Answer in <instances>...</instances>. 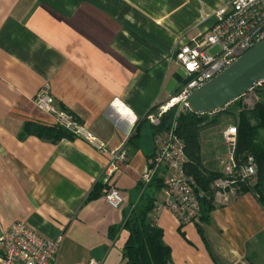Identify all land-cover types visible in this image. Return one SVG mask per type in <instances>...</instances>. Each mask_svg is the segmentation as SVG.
Masks as SVG:
<instances>
[{"label":"crops","instance_id":"crops-1","mask_svg":"<svg viewBox=\"0 0 264 264\" xmlns=\"http://www.w3.org/2000/svg\"><path fill=\"white\" fill-rule=\"evenodd\" d=\"M228 3L0 0V231L21 221L45 238L62 235L54 264H121L128 235L121 225L139 200L154 150L146 114L176 95L182 79L170 55L209 30L214 11ZM44 84L56 107L106 149L125 150L108 178L123 200L119 207L102 193L107 151L81 137L51 140L33 132L55 125L33 102ZM218 123L200 129V158L204 169L221 172L222 131L232 121ZM210 190L211 210L200 224L179 223L166 208L156 212L168 263L264 264V207L256 194L213 184ZM156 199L157 205L162 189ZM113 227L120 229L112 234Z\"/></svg>","mask_w":264,"mask_h":264},{"label":"built area","instance_id":"built-area-1","mask_svg":"<svg viewBox=\"0 0 264 264\" xmlns=\"http://www.w3.org/2000/svg\"><path fill=\"white\" fill-rule=\"evenodd\" d=\"M214 22L205 33L190 37L188 43L174 49L171 59L182 69V79L176 95L167 102L156 104L147 114L146 119L154 127L161 123L164 113L175 108L170 125L158 132H153V154L151 155L142 181L147 183L154 175L167 172L162 187L163 199L156 205L155 214L161 208L171 211L179 223L200 224V196L194 177L185 167L189 162L185 143L176 133V117L192 108L187 102L189 93L195 87L207 82L210 78L232 63L245 49L255 45L264 37V0H230V3L218 7L214 13ZM264 80L255 85H259ZM254 85V86H255ZM253 86V87H254ZM33 102L41 111L49 114L53 123L73 137L86 140L96 149L107 151L110 159L102 171V182L105 185L102 193L111 207H119L122 198L114 185L108 184V178L117 168L115 160L124 159L125 150L106 149L85 126L84 123L66 110L54 104L49 85L39 87ZM196 113V112H195ZM203 113V112H198ZM236 132L233 124L228 125L222 133L225 144L221 160L222 176L213 180L217 188L248 179L255 174L256 166L252 156L238 163L235 156ZM62 241V235L45 238L25 222H14L0 231V264H54L55 257ZM89 264H95L90 262Z\"/></svg>","mask_w":264,"mask_h":264},{"label":"trees","instance_id":"trees-1","mask_svg":"<svg viewBox=\"0 0 264 264\" xmlns=\"http://www.w3.org/2000/svg\"><path fill=\"white\" fill-rule=\"evenodd\" d=\"M258 96L264 97V82L253 87ZM241 97V96H240ZM240 97L234 99L225 108L214 113V117L205 122L204 117L208 114L187 111L176 117V133L185 143L186 155L189 162L185 169L194 177L197 184V193L200 196V221L207 220L211 210L210 182L221 177L219 171L202 170L200 158V129L209 122H218L222 114L232 118V124L236 132L235 156L238 163L243 162L249 155L253 157L256 166V183L249 187L246 182L238 183L240 191H250L256 194L258 201L264 207V100L256 101L252 107H243ZM175 108L163 114L161 123L153 127V132L167 128L174 116ZM34 133L57 140L62 137H72L59 126L36 127ZM142 193L138 202L127 212L122 228L128 231L122 252L121 264H169L170 250L164 243L161 229L155 225L156 194L162 189L163 181L158 175H154L147 183L139 182ZM119 227H113L114 234Z\"/></svg>","mask_w":264,"mask_h":264},{"label":"water","instance_id":"water-1","mask_svg":"<svg viewBox=\"0 0 264 264\" xmlns=\"http://www.w3.org/2000/svg\"><path fill=\"white\" fill-rule=\"evenodd\" d=\"M264 80V37L187 97L194 112L216 111Z\"/></svg>","mask_w":264,"mask_h":264},{"label":"rangeland","instance_id":"rangeland-1","mask_svg":"<svg viewBox=\"0 0 264 264\" xmlns=\"http://www.w3.org/2000/svg\"><path fill=\"white\" fill-rule=\"evenodd\" d=\"M261 84V83H260ZM260 99L263 101L264 100V97L262 95L258 96L256 92L253 91V87L248 90V92L244 95H242L240 97V104H242L243 107H252L254 105V103L256 101H260ZM214 113H209V115L205 116L204 119H205V122H208L210 120V118L214 117L213 115ZM232 121V118H230L227 114H222V116H220V120L218 121V125L219 126H225L226 124H228L229 122ZM219 131H214V137L216 138L215 142L217 141V143H220V133H217ZM223 132V131H222ZM221 168V166H220ZM202 170H206L203 168V165H202ZM221 170V169H220ZM207 171V170H206ZM161 172L163 173H159L157 174L158 177L162 178V181H163V185L165 184V179H166V174L167 172L164 170V169H161ZM190 174V173H189ZM221 174H222V171H221ZM242 182L241 180H237L236 183H233V184H230L229 186L230 187H236V189H238V183ZM244 182H246V184L249 186V187H252L257 181H256V172L255 174H253L252 176H250L248 179H245L243 180ZM210 186H212L213 184V181L210 182Z\"/></svg>","mask_w":264,"mask_h":264}]
</instances>
